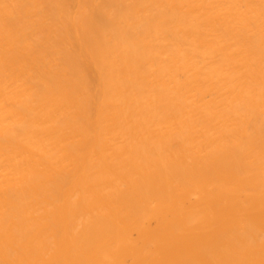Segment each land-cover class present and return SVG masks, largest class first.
Instances as JSON below:
<instances>
[{"label":"bare ground","instance_id":"bare-ground-1","mask_svg":"<svg viewBox=\"0 0 264 264\" xmlns=\"http://www.w3.org/2000/svg\"><path fill=\"white\" fill-rule=\"evenodd\" d=\"M0 264H264V0H0Z\"/></svg>","mask_w":264,"mask_h":264}]
</instances>
